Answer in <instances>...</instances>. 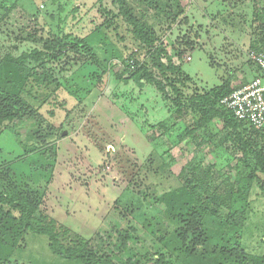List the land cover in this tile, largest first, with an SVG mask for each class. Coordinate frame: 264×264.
<instances>
[{
	"label": "rangeland",
	"instance_id": "374dc122",
	"mask_svg": "<svg viewBox=\"0 0 264 264\" xmlns=\"http://www.w3.org/2000/svg\"><path fill=\"white\" fill-rule=\"evenodd\" d=\"M129 2L133 8H142L136 0ZM179 5L183 15L179 13L174 22L164 19L155 32L165 44L185 52L181 61H175L191 82L171 73H167V81L150 65L157 81L166 87L164 96L150 83L140 85L132 78L133 72L125 71L123 62L112 59L107 68L80 70L83 61L94 60L82 51L77 56L70 53L66 65L64 58L48 63L62 86L29 88L31 97H26L37 109L35 116L27 123L10 124L0 138V192L19 190L41 204V211L65 229L61 236L74 235L98 255V251L115 252L116 264H157L151 255L161 247L150 232L175 237L178 223L152 203L164 191L196 177L224 192L226 181L234 183L251 174L243 162L244 147L232 141V130L220 118L213 121V142L208 128L186 134L200 116L186 110L178 113L174 86L183 94L181 104L194 90L218 86L229 71L238 74L234 88L240 86L248 52L260 46L254 15L264 11V2L181 0ZM118 13L114 0H0V59L44 51L43 45L53 36L65 34L76 41L89 38L110 18L113 25L107 30L108 41L121 58L134 56L140 66L149 64V51L135 40L132 28ZM149 14L154 15L153 11ZM28 37L29 41H23ZM185 38L192 41L193 49L185 48ZM100 50L95 53L106 60L108 56ZM72 87L80 91L81 100L71 96ZM39 126L45 131L43 140L34 134ZM245 129L251 132L249 127ZM244 136L243 141L247 140ZM261 140L251 137L260 149L264 146ZM35 148L40 151L26 154L27 149ZM6 174L4 181L1 177ZM260 177L264 185V174ZM247 201L239 244L251 255L264 256V190L259 183L253 184ZM14 215L19 217L18 212ZM126 232L131 241L128 251L121 254ZM49 242L45 236L27 234L23 249L8 264H74L53 253Z\"/></svg>",
	"mask_w": 264,
	"mask_h": 264
},
{
	"label": "trees",
	"instance_id": "16d2710c",
	"mask_svg": "<svg viewBox=\"0 0 264 264\" xmlns=\"http://www.w3.org/2000/svg\"><path fill=\"white\" fill-rule=\"evenodd\" d=\"M136 1L142 5V8H133L129 0H114L119 6L117 17L124 19V22L132 28L135 40L149 51L150 63L147 65L140 66L134 56H129L130 58L126 60L121 58L122 55L117 47L108 41L107 30L113 25L110 18L89 38L76 41L65 34L53 36V40L43 45L44 51L34 50L19 57L7 55L0 59V138L11 127L10 124L21 121L27 123L35 116L37 109L34 108L30 98H27L30 96L29 88L45 89L52 84H57L56 88L62 86L50 73L48 63H59L64 58L63 63L66 65L70 62L68 57L70 53L77 56L82 51L94 60L90 63L83 61L80 70L87 66L107 68L108 62L112 59L123 62L125 71L133 72L132 78L140 85L150 83L164 96H167L166 87L157 81V77L152 72L153 68L167 81L170 80L167 73L184 77L187 83L192 81V78L184 74L182 67L175 61V59L181 61L185 52L177 51L175 46H168L157 37L155 32L157 24L163 23L164 19H171L172 21L168 22H174L179 13L183 15L184 11L179 5L181 0H142V3L140 0ZM227 1L224 0L226 3ZM259 1L264 2V0ZM152 11L154 15L149 16ZM106 16L108 17L109 14ZM150 20L153 23H150ZM254 21L259 23L255 32L260 36L257 40L260 46H253L252 50L264 53V11L255 13ZM185 39L183 44L185 48L193 49L192 41ZM29 40L28 37L23 41ZM95 50L102 51L108 58L99 59ZM246 65L245 76L241 85L236 88L260 77V70L255 63L248 59ZM237 75L229 71L227 76L220 78L221 83L218 86L194 90L190 96H186L184 104L180 101L182 92L172 85L178 95L175 100L178 113L186 110L200 116L194 123L195 127L187 128L186 134L194 135L195 130L208 128V136L213 142L215 139L213 121L220 118L224 122V127L232 130L231 134L235 137L232 141L244 147L243 162L251 174L234 183L226 181L227 187L224 192L217 187L213 189L205 178L198 179L193 176L195 178H187L184 185L180 184L174 189L164 191L152 200V203L164 210L165 214L172 216L171 220L179 226L175 231V237L171 239L161 232L158 234L154 231L150 232L161 247L151 255L152 262L171 264L169 259H174L180 264H264V256L247 253L238 240V231L242 230L247 219L249 207L247 200L251 187L257 182L260 189L264 190L263 182L260 180L262 179L260 175L264 174V146L260 149L251 142V137L264 141V127L257 130L249 123L238 121L234 114L221 104L236 89L234 84L238 81ZM70 94L81 100L82 96L77 88L70 91ZM43 104L44 101L40 102V106ZM160 126L167 131L166 125L160 124ZM246 126L251 132L245 129ZM241 129L243 131H240ZM34 134L36 139H45V131L40 126ZM231 134H228L230 141ZM244 135H247L245 141H243ZM195 139L197 138L194 137V141ZM197 146L200 148L201 144ZM38 151L40 148L27 149L26 154L30 155ZM192 174L191 172L190 175ZM207 175V178L212 176L210 173ZM7 177L8 174L1 178L6 181ZM240 203L244 204L240 206L241 209L238 208ZM236 204H239L238 207L235 206ZM40 205L19 190L12 194L0 192V264L10 263L15 257V252L23 249L22 244L27 234L47 237L50 241L49 249L65 261L74 264H116L115 259L118 256H115V252L98 251V255L94 250L88 249L87 242L78 240L74 235L72 238L63 234L61 236V233H65V229L42 212ZM14 212H18L19 217H16ZM152 225L150 224L151 227ZM129 233L122 234L125 239L120 246L121 254L128 251V243L131 241ZM135 241L137 244L139 240ZM137 262L139 263L138 258Z\"/></svg>",
	"mask_w": 264,
	"mask_h": 264
},
{
	"label": "built area",
	"instance_id": "2783aa9c",
	"mask_svg": "<svg viewBox=\"0 0 264 264\" xmlns=\"http://www.w3.org/2000/svg\"><path fill=\"white\" fill-rule=\"evenodd\" d=\"M248 58L259 68L260 77L236 88L221 104L230 110L238 121L249 123L259 130L264 127V53L250 50Z\"/></svg>",
	"mask_w": 264,
	"mask_h": 264
}]
</instances>
